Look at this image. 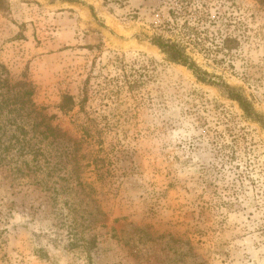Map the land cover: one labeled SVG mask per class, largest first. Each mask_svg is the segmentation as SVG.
Listing matches in <instances>:
<instances>
[{"label": "rangeland", "instance_id": "1", "mask_svg": "<svg viewBox=\"0 0 264 264\" xmlns=\"http://www.w3.org/2000/svg\"><path fill=\"white\" fill-rule=\"evenodd\" d=\"M0 63L58 128L0 150V264H264V124L224 87L264 117V0H0Z\"/></svg>", "mask_w": 264, "mask_h": 264}, {"label": "trees", "instance_id": "2", "mask_svg": "<svg viewBox=\"0 0 264 264\" xmlns=\"http://www.w3.org/2000/svg\"><path fill=\"white\" fill-rule=\"evenodd\" d=\"M152 42L160 47L170 60L187 65L202 80H206V72L197 67L179 43L162 37H154ZM224 87L229 96L239 101L248 116H253L264 124V117L254 112L250 103L241 94L228 85ZM33 92V86L25 76L21 80L13 81L6 66L0 63V150L2 152L15 147L21 154L34 152L32 137L29 135L40 125L45 127V131L41 132L46 136L58 131V128L50 123L55 116L48 115L42 108L38 109L32 99ZM73 105V97L66 96L59 107L67 112ZM9 130H12V136L3 138Z\"/></svg>", "mask_w": 264, "mask_h": 264}]
</instances>
